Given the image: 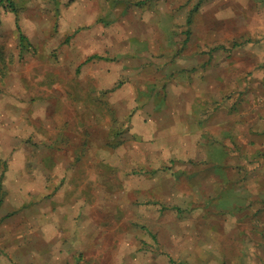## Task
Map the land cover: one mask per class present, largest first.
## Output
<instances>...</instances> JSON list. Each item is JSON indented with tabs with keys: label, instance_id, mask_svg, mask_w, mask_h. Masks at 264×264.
Here are the masks:
<instances>
[{
	"label": "rangeland",
	"instance_id": "374dc122",
	"mask_svg": "<svg viewBox=\"0 0 264 264\" xmlns=\"http://www.w3.org/2000/svg\"><path fill=\"white\" fill-rule=\"evenodd\" d=\"M233 122L264 129V0H0V254L264 264Z\"/></svg>",
	"mask_w": 264,
	"mask_h": 264
},
{
	"label": "crops",
	"instance_id": "0c3cea01",
	"mask_svg": "<svg viewBox=\"0 0 264 264\" xmlns=\"http://www.w3.org/2000/svg\"><path fill=\"white\" fill-rule=\"evenodd\" d=\"M242 119H244V118H242ZM252 128H254V126L252 124L243 125L241 123H236V122H233L232 124L227 125V130H232V131L235 130L237 133L241 134V135H239V141H241V142L244 140V138H247L248 140H246V141H251L252 143L258 142L260 137H262L264 140V129L260 130V131H262V132H260L258 129L255 130ZM239 130H241L242 132H240ZM12 170L13 169H8L5 173L1 172V174H0V187H2V192H5L6 190L10 191L9 187H11V188H14V187L19 188L20 187L18 185H15L14 183H10V181H11L10 175L12 173ZM80 202L83 205L84 200L82 199ZM40 205H41V203H40ZM80 208H81V211H83L82 206ZM2 210H3V212H4V210H6V200L5 199H4V202L0 206V213L2 212ZM86 214H88V207H86ZM13 239H15V238H13ZM11 240L12 239L7 241L8 242L7 247L10 246ZM42 241L43 240L41 237H37L38 246H42V244H41ZM23 245H24V243H22V247L25 249V251L24 250L19 251L18 248H15V249H12V251H11V249H9L12 253L8 251L6 253L7 256H3L0 254V264H11V259L17 261L16 264L31 263V256L32 255H30L29 252H27L26 248ZM4 247H6V245ZM18 247H19V245H18ZM37 254H38V252L34 253L32 256V258L34 259L33 260L34 264L35 263L41 264V262L38 263V257L39 256ZM40 261H41V254H40Z\"/></svg>",
	"mask_w": 264,
	"mask_h": 264
},
{
	"label": "trees",
	"instance_id": "16d2710c",
	"mask_svg": "<svg viewBox=\"0 0 264 264\" xmlns=\"http://www.w3.org/2000/svg\"><path fill=\"white\" fill-rule=\"evenodd\" d=\"M98 58L100 59V58H102V57H98ZM90 59H91V58H90ZM90 59H89V60H90ZM89 60H88V61H89ZM1 186H2V185H1ZM1 195H2V187H0V196H1ZM1 204H2V199H0V206H1Z\"/></svg>",
	"mask_w": 264,
	"mask_h": 264
}]
</instances>
